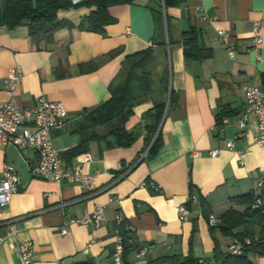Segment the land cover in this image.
Segmentation results:
<instances>
[{"label": "crops", "instance_id": "crops-1", "mask_svg": "<svg viewBox=\"0 0 264 264\" xmlns=\"http://www.w3.org/2000/svg\"><path fill=\"white\" fill-rule=\"evenodd\" d=\"M105 1L114 21L103 32L60 28L38 47L30 41L26 24L0 22V101L8 98L4 79L17 65L23 72L16 89L21 107L32 106L38 97L61 102L68 119L52 131L53 143L64 166L71 165L88 143L90 160L82 168L95 175L96 187L91 193L77 182L35 177L28 166L34 150L0 148V176L4 165L11 166L20 188L0 212V234L17 230L0 243V264H23L14 250L21 240L33 244L32 264L86 260L111 264L118 238L128 264H180L189 253L211 259L214 238L222 252L235 241L217 226L211 232L201 200L209 215L218 218L229 208L243 211L244 205L229 198L258 192L264 181V149L255 142L254 114H248L244 133L237 135L245 86L257 82L264 88V0H171L168 5L164 0ZM94 9H60L57 16L77 23ZM156 13L163 16L171 42L168 48L157 42ZM257 21L262 22L257 30L262 38L259 60L247 48ZM190 25L212 48L210 58L184 57L180 40ZM221 29L230 36L232 55L218 34ZM145 49L151 55L135 72L144 73L152 88L134 103L123 123L117 116L107 124L91 126L90 114L110 98L133 64L131 56ZM161 102L165 103L157 128L161 146L147 157L146 125L153 122L154 107ZM224 116L229 123L220 130ZM120 125L134 136L131 144L117 142L113 131ZM25 127L34 129L30 123ZM84 129L90 131L87 140L81 137ZM110 135L113 141L107 140ZM213 150H217L214 155ZM191 194L197 200L190 204L189 219L181 221L178 206ZM95 205L103 209L98 226L74 223L61 233L65 222ZM116 212L122 216L120 222ZM142 248H148L144 255ZM248 257L253 264H264V255ZM162 258L165 261H156Z\"/></svg>", "mask_w": 264, "mask_h": 264}, {"label": "trees", "instance_id": "trees-1", "mask_svg": "<svg viewBox=\"0 0 264 264\" xmlns=\"http://www.w3.org/2000/svg\"><path fill=\"white\" fill-rule=\"evenodd\" d=\"M170 3L171 0H164L165 5ZM80 6H95V9L82 16L77 23L57 16L60 9ZM113 21L105 0H1L0 22L10 26L26 24L28 37L36 47L41 40L50 41L53 32L57 29L76 27L80 30L103 32L104 26ZM180 41L183 46L184 57L187 59L201 61L213 55L212 48L202 43L200 31L193 25L182 32ZM157 42L162 46L166 45L164 39H158ZM150 55V50L145 49L131 56L133 64L124 73L122 81L111 93L110 98L98 106L88 117L91 126L107 124L117 116L121 117L123 123L130 115L134 103L152 88L149 78L144 73L135 72L138 67H142L145 58ZM85 64H79V66L82 67ZM164 106V102L155 105L154 120L146 125V130L150 133L147 157L154 156L161 146L160 131L157 128ZM219 118L220 116H218ZM113 132L117 136V142L122 145H129L134 140V136L128 133L122 125ZM78 152H81V149ZM257 196L264 199V181L258 192L249 191L229 198L232 203L244 205L243 211L229 208L219 217L220 222L217 227L225 237H231L241 247V254H232L228 250L222 252L218 241L214 238V250L211 259L197 258L189 253L180 264H253L248 255H264V208L251 206ZM201 204L202 213L208 219L209 209L203 200H201ZM215 227H210L211 232ZM256 229H258V233H256ZM246 240L249 242L247 243ZM123 261L124 264H128L125 248ZM156 261H165V259ZM61 264L95 263L86 260Z\"/></svg>", "mask_w": 264, "mask_h": 264}, {"label": "built area", "instance_id": "built-area-1", "mask_svg": "<svg viewBox=\"0 0 264 264\" xmlns=\"http://www.w3.org/2000/svg\"><path fill=\"white\" fill-rule=\"evenodd\" d=\"M1 9V0H0ZM208 20H214V15H205ZM262 25L261 21L254 23V32L247 41V48L255 52L257 60L260 59V47L262 38L258 35L257 30ZM222 42L228 48L230 55L233 48L230 41V36L225 30H218ZM166 47H169L167 35L165 37ZM22 70L19 66L10 68L7 76L4 79L5 89L8 94L6 100L0 101V148L7 145L15 146L19 151L27 148L34 150L35 156L29 160L28 166L30 172L35 177H40L54 182H77L85 191L94 193L95 175L84 172L82 165L90 160V154L82 152L76 156L75 161L64 166L61 158V151L57 149L53 143L52 131L64 126L67 122L68 114L65 106L59 101H49L43 97H38L36 102L30 107H21L16 99V89L22 78ZM245 108L244 111L237 117L239 127L238 136L244 133L243 129L246 126L248 114H254L257 121L256 144L264 149V88L257 82L249 83L245 86ZM32 124L34 129L25 127V124ZM229 123L228 117H222L218 125L220 130ZM228 148H232V141L226 143ZM217 150H213L212 154H216ZM144 184V183H143ZM263 180L260 182L262 186ZM19 184L16 173L13 168L4 165L0 176V212L9 204L12 195L19 191ZM197 200L195 195H189L186 201L178 206L177 215L179 220H188L191 209L190 204ZM252 207L264 208V199L257 196ZM103 216V209L100 205H95L94 208L85 213L81 217L70 218L61 227V233L68 231L70 224H94L98 226ZM115 219L117 222L122 220L119 212H116ZM220 219L210 214L208 225L215 227L219 224ZM0 220V225L2 224ZM16 229L9 228L5 234H0V243L11 236H15ZM248 243L249 241L246 240ZM15 254L23 264H32L34 256V247L30 240H21L15 247ZM148 248H142L140 254L144 255ZM228 251L232 254H241L242 249L236 243H231L228 246ZM124 247L120 238L115 246L112 255L111 264H124L123 261Z\"/></svg>", "mask_w": 264, "mask_h": 264}, {"label": "water", "instance_id": "water-1", "mask_svg": "<svg viewBox=\"0 0 264 264\" xmlns=\"http://www.w3.org/2000/svg\"><path fill=\"white\" fill-rule=\"evenodd\" d=\"M154 18H155V22L157 25V35H158L159 39L163 40L166 37V29H165V22H164L163 16L159 13H156V14H154ZM89 135H90V131L88 129H84L81 132V137L85 140L88 139ZM107 140L113 141L114 136L113 135L108 136ZM88 150H89L88 143H84L82 151L86 152Z\"/></svg>", "mask_w": 264, "mask_h": 264}]
</instances>
